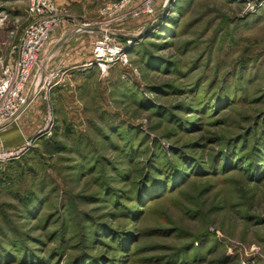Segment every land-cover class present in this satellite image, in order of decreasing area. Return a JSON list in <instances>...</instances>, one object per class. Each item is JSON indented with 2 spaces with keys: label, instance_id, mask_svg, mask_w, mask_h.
<instances>
[{
  "label": "rangeland",
  "instance_id": "374dc122",
  "mask_svg": "<svg viewBox=\"0 0 264 264\" xmlns=\"http://www.w3.org/2000/svg\"><path fill=\"white\" fill-rule=\"evenodd\" d=\"M164 2L104 27L106 74L104 22L56 3L79 65L0 129V264H264V0ZM27 7L0 0L1 63Z\"/></svg>",
  "mask_w": 264,
  "mask_h": 264
},
{
  "label": "built area",
  "instance_id": "2783aa9c",
  "mask_svg": "<svg viewBox=\"0 0 264 264\" xmlns=\"http://www.w3.org/2000/svg\"><path fill=\"white\" fill-rule=\"evenodd\" d=\"M161 1L107 0L103 3L98 9V17L104 22V26L99 28L103 34L92 43L91 60L85 66H93L102 74H106L116 65L128 66V47L114 42L104 27L118 22L124 23L128 15L153 17ZM27 3L28 23L21 30L15 49L16 58L7 63L0 61V129L17 118L16 115L34 93L63 81L62 76L66 74L60 68L54 73L46 72L53 33L64 21L63 13L54 0H27ZM89 25L90 23L83 22L74 32L81 33ZM20 151L0 152V163L10 160Z\"/></svg>",
  "mask_w": 264,
  "mask_h": 264
},
{
  "label": "crops",
  "instance_id": "0c3cea01",
  "mask_svg": "<svg viewBox=\"0 0 264 264\" xmlns=\"http://www.w3.org/2000/svg\"><path fill=\"white\" fill-rule=\"evenodd\" d=\"M54 1H55V3H58L59 5L69 4L72 7V9H75V8L79 9L83 13L87 12L86 9H88V11L93 9V11H95L96 15L98 14L99 7L104 3V1L99 3L97 0H95V1H93V0H54ZM94 4H95V6L93 7L92 5H94ZM72 31L73 30L70 29L69 33L70 34L73 33ZM65 34L66 33H63V31L61 29H59L53 33V37H52L53 43H52V46L50 48L49 58H48L46 64L53 63L54 59L60 58L61 60L58 61V59H57V63L54 65L56 66V68L63 69L64 72L69 73L71 70L78 68L79 61H77V59H79L80 57L74 56L76 54L77 55L79 54L78 49L75 51L71 50V51L66 52V51H64L65 48L59 47L58 44L56 46H54L57 43V41L60 42V41H63L64 39L67 38V37L63 38ZM70 37H73V36H70ZM90 53H91V51H90ZM70 59H76V60H74L72 62V61H70ZM90 60H91V54H90V57L87 58V60L85 59V61L89 62ZM48 66L49 65H47V68H48ZM51 68L54 69V66H52Z\"/></svg>",
  "mask_w": 264,
  "mask_h": 264
},
{
  "label": "water",
  "instance_id": "95a60500",
  "mask_svg": "<svg viewBox=\"0 0 264 264\" xmlns=\"http://www.w3.org/2000/svg\"><path fill=\"white\" fill-rule=\"evenodd\" d=\"M28 102L24 104V106L21 108V110L19 111V113L16 115V117H18L19 115H21L24 111V109L27 107Z\"/></svg>",
  "mask_w": 264,
  "mask_h": 264
}]
</instances>
